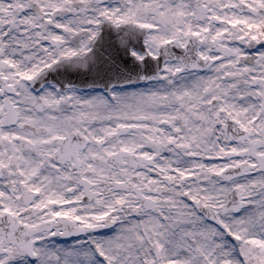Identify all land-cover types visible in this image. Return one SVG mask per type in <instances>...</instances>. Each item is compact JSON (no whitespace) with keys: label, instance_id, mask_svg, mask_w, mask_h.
<instances>
[{"label":"snow or ice","instance_id":"6c2138e0","mask_svg":"<svg viewBox=\"0 0 264 264\" xmlns=\"http://www.w3.org/2000/svg\"><path fill=\"white\" fill-rule=\"evenodd\" d=\"M0 264H264V0H0Z\"/></svg>","mask_w":264,"mask_h":264}]
</instances>
